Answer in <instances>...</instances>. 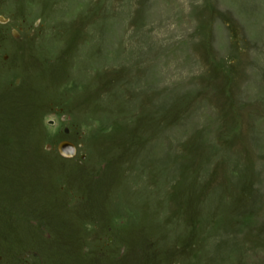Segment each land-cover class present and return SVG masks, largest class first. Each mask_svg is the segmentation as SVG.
<instances>
[{"label": "rangeland", "instance_id": "rangeland-1", "mask_svg": "<svg viewBox=\"0 0 264 264\" xmlns=\"http://www.w3.org/2000/svg\"><path fill=\"white\" fill-rule=\"evenodd\" d=\"M0 264H264V0H0Z\"/></svg>", "mask_w": 264, "mask_h": 264}, {"label": "water", "instance_id": "water-1", "mask_svg": "<svg viewBox=\"0 0 264 264\" xmlns=\"http://www.w3.org/2000/svg\"><path fill=\"white\" fill-rule=\"evenodd\" d=\"M63 152H65V153H71V152H73V148L71 147V145L69 144V143H64V145H63Z\"/></svg>", "mask_w": 264, "mask_h": 264}, {"label": "bare ground", "instance_id": "bare-ground-1", "mask_svg": "<svg viewBox=\"0 0 264 264\" xmlns=\"http://www.w3.org/2000/svg\"><path fill=\"white\" fill-rule=\"evenodd\" d=\"M3 22V21H2ZM64 143H66V142H63L62 144H61V146H60V148H61V151L63 152V145H64ZM69 143V142H68ZM70 145H71V147L73 148V152H71V153H65V152H63L64 154H66L67 156H73L74 154H75V152H76V147L73 145V144H71V143H69Z\"/></svg>", "mask_w": 264, "mask_h": 264}]
</instances>
